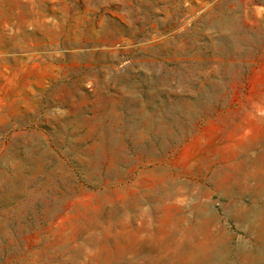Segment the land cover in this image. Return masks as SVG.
Returning a JSON list of instances; mask_svg holds the SVG:
<instances>
[{"label":"rangeland","instance_id":"obj_1","mask_svg":"<svg viewBox=\"0 0 264 264\" xmlns=\"http://www.w3.org/2000/svg\"><path fill=\"white\" fill-rule=\"evenodd\" d=\"M253 263L264 0H0V264Z\"/></svg>","mask_w":264,"mask_h":264},{"label":"bare ground","instance_id":"obj_2","mask_svg":"<svg viewBox=\"0 0 264 264\" xmlns=\"http://www.w3.org/2000/svg\"><path fill=\"white\" fill-rule=\"evenodd\" d=\"M254 260V259H253ZM259 260V259H258ZM252 262V261H251ZM254 264V263H253Z\"/></svg>","mask_w":264,"mask_h":264}]
</instances>
